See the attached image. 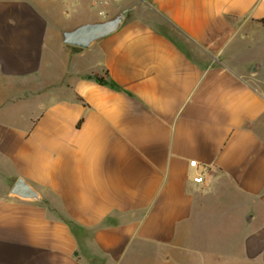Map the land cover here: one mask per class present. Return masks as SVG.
Listing matches in <instances>:
<instances>
[{
  "label": "crops",
  "instance_id": "0c3cea01",
  "mask_svg": "<svg viewBox=\"0 0 264 264\" xmlns=\"http://www.w3.org/2000/svg\"><path fill=\"white\" fill-rule=\"evenodd\" d=\"M0 264H264V0H0Z\"/></svg>",
  "mask_w": 264,
  "mask_h": 264
},
{
  "label": "water",
  "instance_id": "95a60500",
  "mask_svg": "<svg viewBox=\"0 0 264 264\" xmlns=\"http://www.w3.org/2000/svg\"><path fill=\"white\" fill-rule=\"evenodd\" d=\"M130 10V8H123L109 18L99 21L83 22L71 29L61 30L60 34L62 42L64 44L86 48L96 40L118 30L126 19ZM10 193L21 198H39L37 192L21 178H18L14 182Z\"/></svg>",
  "mask_w": 264,
  "mask_h": 264
},
{
  "label": "trees",
  "instance_id": "16d2710c",
  "mask_svg": "<svg viewBox=\"0 0 264 264\" xmlns=\"http://www.w3.org/2000/svg\"><path fill=\"white\" fill-rule=\"evenodd\" d=\"M96 80L99 82V83H102V84H109L110 86H113L112 83H109L106 79H104L103 77H96Z\"/></svg>",
  "mask_w": 264,
  "mask_h": 264
},
{
  "label": "built area",
  "instance_id": "2783aa9c",
  "mask_svg": "<svg viewBox=\"0 0 264 264\" xmlns=\"http://www.w3.org/2000/svg\"><path fill=\"white\" fill-rule=\"evenodd\" d=\"M196 161L192 160L189 162L190 165H195ZM194 181L196 182H200L202 180V177L201 176H196L193 178Z\"/></svg>",
  "mask_w": 264,
  "mask_h": 264
},
{
  "label": "rangeland",
  "instance_id": "374dc122",
  "mask_svg": "<svg viewBox=\"0 0 264 264\" xmlns=\"http://www.w3.org/2000/svg\"><path fill=\"white\" fill-rule=\"evenodd\" d=\"M129 15V14H128Z\"/></svg>",
  "mask_w": 264,
  "mask_h": 264
}]
</instances>
